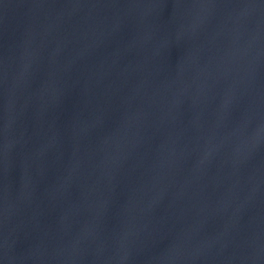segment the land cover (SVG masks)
I'll return each mask as SVG.
<instances>
[{"label":"water","instance_id":"95a60500","mask_svg":"<svg viewBox=\"0 0 264 264\" xmlns=\"http://www.w3.org/2000/svg\"><path fill=\"white\" fill-rule=\"evenodd\" d=\"M0 264H264V0H0Z\"/></svg>","mask_w":264,"mask_h":264}]
</instances>
